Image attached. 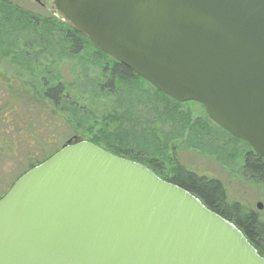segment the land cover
I'll list each match as a JSON object with an SVG mask.
<instances>
[{
	"label": "water",
	"instance_id": "obj_1",
	"mask_svg": "<svg viewBox=\"0 0 264 264\" xmlns=\"http://www.w3.org/2000/svg\"><path fill=\"white\" fill-rule=\"evenodd\" d=\"M52 4L109 57L178 103L202 104L212 122L264 158V0ZM0 264H264V258L197 196L73 137L0 200Z\"/></svg>",
	"mask_w": 264,
	"mask_h": 264
},
{
	"label": "trees",
	"instance_id": "obj_2",
	"mask_svg": "<svg viewBox=\"0 0 264 264\" xmlns=\"http://www.w3.org/2000/svg\"><path fill=\"white\" fill-rule=\"evenodd\" d=\"M0 50V56L5 59L1 62L3 75L11 72L21 83L9 85L12 95L6 97L0 92V171L5 169L6 158L22 155L19 163L23 165L13 184L0 193V200L20 177L62 149L57 147L37 159L43 152L40 147L48 148L55 143L53 132L58 126L56 120L61 119L73 130V137L140 163L163 180L197 196L205 207L241 229L264 258V222L259 213L249 211L240 203H230L220 180L187 170L175 155L166 153L169 145L148 140L145 147L135 148L130 140L141 121L130 116L128 111H120L119 105L113 112L103 113L98 118L89 105L73 95L74 85L62 79L60 67L69 62L79 64L86 76L94 72V87L106 97L114 95L119 101L135 91L145 97L141 102L155 110L162 106L163 119L177 126L179 137L187 139L191 149H201L213 143L214 136H223L224 146L233 150L227 158L235 162L240 159L245 178L264 186V158L248 142L234 138L212 122L206 112L202 118L194 117L189 109L183 108L199 103H178L166 96L146 79L109 57L60 15L30 11L10 0H0ZM1 127L5 128L4 134ZM175 146L171 145L174 150Z\"/></svg>",
	"mask_w": 264,
	"mask_h": 264
},
{
	"label": "rangeland",
	"instance_id": "obj_3",
	"mask_svg": "<svg viewBox=\"0 0 264 264\" xmlns=\"http://www.w3.org/2000/svg\"><path fill=\"white\" fill-rule=\"evenodd\" d=\"M10 1L19 7L21 6L24 9L33 10L37 13L52 15L54 12L52 9L53 0H39V3L37 0ZM0 60V92L7 97L11 93L9 91V85H12V83H21L18 79L14 78L11 72L10 74L6 73V75H3L4 68L1 66V62L5 59L0 56ZM60 70L64 76L62 79H65L67 83H73V95L80 102H85L89 105V108L96 112L98 118L103 113L113 112L116 106L119 105L121 106L120 111H128L130 116L137 117L141 121V126L137 127V133H133L134 135L131 136L133 139L130 140V144L134 145L135 148L145 147L148 144V140L156 141L158 145H169L166 153H171L172 156L175 155L180 165H183L187 170L195 172L200 176L220 180L226 188L230 203H240L249 211L252 210L259 213L261 220L264 222V207L262 211H259L257 208L258 203L264 205V186L262 184L252 183L245 178L241 171L242 161L240 159L235 162L231 158H227V155H230L233 150L232 147L224 146L225 140L223 136H214L215 141L209 143L208 146L203 145L201 149L195 147L191 149L189 147L191 143L187 139L179 137L177 126L171 124L172 121L168 122L163 119L165 113H161L162 106H157L155 110L148 103L141 102V100H145V97L135 91L130 96H122L119 98V101H117L114 95L106 97L105 93L100 94L94 87L96 74L91 72L86 76L79 64L74 65L68 62L67 64H62ZM201 105L190 104L187 105L188 107L184 106L183 108L189 109L194 117L202 118L206 110H203L205 107L202 105V108ZM56 121L58 126L53 132L55 143L48 148L40 147V150L43 152L38 154L37 159L38 157L42 158L45 154L53 152L57 147L59 149L62 148L73 137V130L64 121L61 119ZM143 127L144 129L142 130ZM1 128L3 130L1 133L4 134L6 132L5 128ZM173 143L176 145L175 150L171 147ZM19 159H22V155L14 159L6 158L4 160L6 161V166L4 171H0V193L6 191L20 174L23 165L19 163Z\"/></svg>",
	"mask_w": 264,
	"mask_h": 264
}]
</instances>
